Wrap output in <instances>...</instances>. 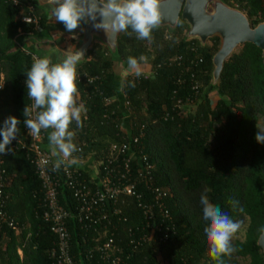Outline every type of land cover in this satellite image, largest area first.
Masks as SVG:
<instances>
[{
	"label": "trees",
	"instance_id": "16d2710c",
	"mask_svg": "<svg viewBox=\"0 0 264 264\" xmlns=\"http://www.w3.org/2000/svg\"><path fill=\"white\" fill-rule=\"evenodd\" d=\"M21 1L24 6L33 5L36 14L42 17L39 30L59 36L58 44H77L85 24L70 33L37 2ZM224 1L244 11L252 27L264 21V0ZM24 6L0 0V84L4 75V86L0 89V129L5 119L15 116L20 121L17 136H21L25 126L23 109L28 97L24 72L31 67L32 57L15 47L14 42L20 32L39 31L21 21L26 11ZM180 21L182 27L174 30L167 27L153 30L151 42L120 32L119 57H114L98 42L89 48L88 57L77 66V72L99 75L101 79L95 85L102 94L85 78L76 82L77 105L83 104L86 114L82 116V129L76 128L75 122L70 125V130L76 133L73 142L78 148L73 158L79 161L95 158L102 168L108 160L120 159V147L128 146L141 134L133 147L137 156L132 161V178L149 197L148 183L139 177L138 155L147 157L154 166V183L169 190L167 206L176 221L177 232L166 243L132 249L129 231L136 229L139 234L137 228L145 224V219L137 200L124 197L121 215L110 217V232L116 245L129 256L127 264H217L208 255L209 246L203 234L200 196L206 188L210 189L207 192L210 203L218 205L233 220L244 221L232 239L237 251L222 257L224 264H264L262 248L257 244L258 229L264 227V144L254 139L257 128L264 127L262 50L252 43L239 46L225 62L218 87L208 91L220 38L209 39L205 46L197 39L186 40L189 26L182 18ZM141 55L147 57V62L140 65H147L153 73H142L139 77L134 72L127 74L122 86L129 102L125 113L117 95V76L125 69L128 56L138 59ZM176 57L181 58L180 65L168 63ZM193 75L202 82L199 92L192 89ZM129 82L135 86L130 87ZM212 92L218 94L215 103L209 99ZM104 96L113 99L109 105L104 103ZM8 149L4 167L11 181L5 189L6 209L20 228L0 226V264H52L51 252L58 239L42 218L45 208L42 183L28 153ZM81 170L90 187L95 188L89 173ZM58 198L71 214L66 225L75 263H102L98 255L92 261L88 259L99 235L82 229L77 218L78 202L66 185L59 187ZM230 200L239 201L236 209ZM239 207L244 209L243 213Z\"/></svg>",
	"mask_w": 264,
	"mask_h": 264
},
{
	"label": "built area",
	"instance_id": "2783aa9c",
	"mask_svg": "<svg viewBox=\"0 0 264 264\" xmlns=\"http://www.w3.org/2000/svg\"><path fill=\"white\" fill-rule=\"evenodd\" d=\"M8 1H11L15 6H24L21 0ZM24 7H26V11L22 13L21 21L27 23L25 21L27 18L31 21L29 24L38 29L42 17L36 14L33 5L27 4ZM28 54L32 58L33 56L42 57L30 52ZM181 61V58L176 57L168 63L180 65ZM149 73H153V71ZM84 78L87 83L90 81L91 85H95L101 79L99 75L90 76L86 72H77L76 82H81ZM201 86L202 82L194 79L193 75L192 89L199 92ZM1 88L2 85H0ZM94 89L102 94L99 92L98 85H95ZM121 92L124 97L123 105L127 109L129 102L122 90ZM103 100L106 105H109L113 99L104 96ZM31 103L32 101L28 98V105ZM180 105L181 101L176 103V106ZM140 137L141 134L134 137L128 146L120 147L122 154L120 159H110L102 165V168L97 167L96 177H92L95 188L92 189L83 171L70 163L62 165L58 171H53L54 158L45 146L47 132L42 130L40 136L34 138L28 134V129L24 126L21 136H16L12 143L6 147L5 153L0 154V226H7L13 230L20 228L16 219L6 209L5 189L10 182V177L4 166L8 148H11L28 153L29 161L42 183L41 191L45 207L42 218L49 223L51 231L57 235L58 239L51 252V257L54 259L52 264H76L71 255V235L66 225L71 214L67 208L60 204L58 198V189L62 185H66L71 190L73 197L78 202L77 218L82 229L86 233L94 231L99 235L94 249L89 252L88 259L90 261L98 255L102 262L99 264H127L129 256L125 253L124 248L116 245L114 234L112 231L110 232L112 228L110 217L115 218L121 215L120 206L124 204V197H134L137 200L138 207L142 210L145 219V224L137 228L139 234L136 233V229L129 231L130 247L136 249L144 244L166 243L177 232L176 221L167 206L169 190L154 183V166L145 156L138 155L141 164L139 177L148 183L149 197L138 189L139 183L132 178V161L137 156L136 148L133 147L139 142ZM0 141H2V136H0ZM46 161L47 163H45ZM19 253L22 254L21 251Z\"/></svg>",
	"mask_w": 264,
	"mask_h": 264
},
{
	"label": "clouds",
	"instance_id": "9594fccd",
	"mask_svg": "<svg viewBox=\"0 0 264 264\" xmlns=\"http://www.w3.org/2000/svg\"><path fill=\"white\" fill-rule=\"evenodd\" d=\"M54 6L50 16L55 21L64 24L65 30L73 32L81 24L90 21L95 29H102L110 39L114 34L123 32L135 35L138 40L152 41V32L158 29L161 22L159 0H50ZM27 23L30 20L25 18ZM176 27H182L177 19L173 22ZM84 57L83 51L68 52L60 62H53L49 56H33L31 67L26 69L27 97L32 101L23 109L25 117L23 124L31 137H39L42 130L47 132L51 155L55 158L52 170L58 171L66 163H76L73 153L78 151L73 142L75 132L70 125L75 122L76 128H83L82 105H77V66ZM140 62H147V57L141 55L138 59L127 57L128 72H134L136 77L142 75ZM90 83V81H89ZM130 87L134 83L129 82ZM20 121L15 116H9L0 129V154L5 153L6 147L12 143L20 131ZM50 130V131H49ZM255 141L264 144V127L257 128ZM10 151V149H8ZM47 163V161L45 162ZM205 189L200 196L202 206L203 234L209 246L208 255L217 262L224 264L222 257L230 256L237 249L232 245L233 236L243 227V220H233L231 216L213 203H210ZM236 209L239 201L230 200ZM244 212L242 207L238 208ZM264 238V227L258 229Z\"/></svg>",
	"mask_w": 264,
	"mask_h": 264
},
{
	"label": "water",
	"instance_id": "95a60500",
	"mask_svg": "<svg viewBox=\"0 0 264 264\" xmlns=\"http://www.w3.org/2000/svg\"><path fill=\"white\" fill-rule=\"evenodd\" d=\"M42 8L51 11L54 6L50 0H33ZM159 12L162 22L159 27H167L174 30L177 27L173 23L182 18L189 26L186 40L197 39L205 46L209 39L219 37L221 45L213 57L214 70L212 83L208 91L218 87L224 64L239 46L245 43L255 44L262 50L264 62V21L256 27H252L246 13L237 7H233L224 0H159ZM100 18H97L99 22ZM95 22L85 24L74 50H68L58 45L52 38L40 39V46L45 56L54 55L55 61L60 62L66 53L75 50L83 51L84 57L79 64L86 61L89 48L98 42L106 46L114 57H119L118 41L120 32L114 34L110 39L102 29H95ZM78 64V65H79ZM264 124V116L262 117ZM257 244L262 248L264 254V238L259 236Z\"/></svg>",
	"mask_w": 264,
	"mask_h": 264
},
{
	"label": "crops",
	"instance_id": "0c3cea01",
	"mask_svg": "<svg viewBox=\"0 0 264 264\" xmlns=\"http://www.w3.org/2000/svg\"><path fill=\"white\" fill-rule=\"evenodd\" d=\"M46 12H47L48 15H50V12L51 11H49L46 8ZM38 30H39V28H38ZM42 38H52L57 43V39L59 38V36L53 37L50 34L49 31L43 30V29H40L39 31H37L36 34H26V33L20 32L17 35L16 39H15L14 46L15 47H19V48L25 50L28 53L29 52L30 53H34V54H37V55H40V56L43 57L45 54H44V52H43V50H42V48L40 46L41 44L39 42L40 39H42ZM77 39H79V38H77ZM58 45H61L62 47L66 48L68 50H74L75 49V48H71V43L70 42H64L63 44H58ZM50 58L52 59L53 62H56L53 54L51 55ZM126 67L128 68V65L127 64H126ZM140 68H143V67L140 66ZM119 76H120V74L117 76V80H116V82H117V95H118V98L121 101V107H122L123 111L126 113V109H125V107L123 105V103H124V97H123L122 92H121V90H122V87L121 86H122V82H123L124 79H120L121 77H119ZM1 79H2V81H1V84L0 85H2V87H3L4 86V81H3L4 75L1 76ZM119 87H121V89ZM80 105H82L83 108H84V105L83 104H80ZM85 114H86V110L82 113V116L83 115L85 116ZM45 146L51 152L48 139L45 141ZM70 164L72 166H75L77 168H81V169L87 171L91 177H96L97 169H98L97 168L98 167V164L95 161V158H91L89 161H79V160H76V163H70Z\"/></svg>",
	"mask_w": 264,
	"mask_h": 264
},
{
	"label": "rangeland",
	"instance_id": "374dc122",
	"mask_svg": "<svg viewBox=\"0 0 264 264\" xmlns=\"http://www.w3.org/2000/svg\"><path fill=\"white\" fill-rule=\"evenodd\" d=\"M80 34V33H79ZM71 43V42H70ZM75 43H71V48H74V45ZM76 45L77 44H75V48H76ZM45 56V55H44ZM141 67H143V68H141V71H142V73L143 74H149V72L151 71V68L149 67L148 68V66L147 65H140ZM128 68L126 67L123 71H121V73H120V76L119 77H121L120 79H125V77L127 76V74H129V72H128V70H127ZM150 69V70H149ZM123 84H124V80H123V82H122V86H123ZM121 86V87H122ZM121 87H119L120 89H121ZM209 99L211 100V102L212 103H215L217 100H218V94L216 93V92H212L210 95H209ZM188 107V106H187ZM235 236V235H234ZM233 236V237H234ZM240 236V235H239Z\"/></svg>",
	"mask_w": 264,
	"mask_h": 264
}]
</instances>
